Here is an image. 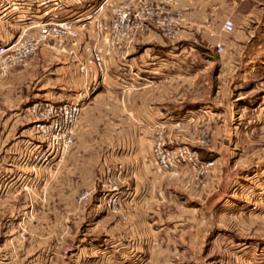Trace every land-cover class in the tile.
Wrapping results in <instances>:
<instances>
[{
  "label": "rangeland",
  "instance_id": "374dc122",
  "mask_svg": "<svg viewBox=\"0 0 264 264\" xmlns=\"http://www.w3.org/2000/svg\"><path fill=\"white\" fill-rule=\"evenodd\" d=\"M259 15L255 10L247 23L241 15L235 30L225 32L207 14L202 30L185 40L168 39L154 29L158 37L131 50L134 60L124 66L150 69L147 78L157 91L169 90L173 105L181 99L183 105L198 106L197 115L203 112L192 138L191 128L173 118L171 124L156 125L162 128L154 139L160 134L167 147L194 149L198 158L213 160L207 173L215 171V189L203 202L173 186L171 199L156 208L149 203L134 218L126 206L104 202L106 174L99 167L74 171L64 161L68 148L45 160V142L33 126L32 103L76 100L81 105L73 96L97 86V78L80 76L74 62L59 67L55 54L43 55L38 46L12 65L6 87L0 81V264H264V196L259 197L264 187V22H254ZM9 17L11 36L17 25L14 13ZM122 62L106 59L97 77L102 74L115 86L104 74ZM132 82H125L129 89L136 85ZM81 115L82 109L74 133ZM166 175L169 182L176 176Z\"/></svg>",
  "mask_w": 264,
  "mask_h": 264
},
{
  "label": "crops",
  "instance_id": "0c3cea01",
  "mask_svg": "<svg viewBox=\"0 0 264 264\" xmlns=\"http://www.w3.org/2000/svg\"><path fill=\"white\" fill-rule=\"evenodd\" d=\"M254 1L163 0L162 4L169 7L171 11L180 12L179 25L174 38L185 40L192 32L198 33L202 30L201 26L207 14H211L212 19L218 21L216 24L221 23L223 18L229 17L236 26L241 15L246 23L252 22L250 16L256 10L260 15L258 21L254 22H264V0L257 2L256 6L253 4ZM109 6L108 3L103 10L105 17L108 16ZM81 7L75 5L73 8L80 11ZM3 15L0 13V41L9 36V28L6 20L2 19ZM105 23L106 21H102L97 24L105 26ZM94 24L92 22L86 29L80 31L77 39L72 43L57 44L53 40H47L37 48V51L43 55L53 52L59 67H62V62H74L76 64L74 70L77 73L80 72V76L87 78L88 81L97 78V86L90 87L89 91L80 89L73 96L82 101V115L73 141L64 155V161H68L69 165L73 166V170L78 173H90L95 170V167H99L103 175H105L104 165L120 164L122 171L117 176L119 203L126 206L129 218L142 213L141 209L149 203L156 208L154 205L165 199H171L173 186L184 190L191 198L200 199L203 202L204 194L208 195L215 189V171L201 178L202 183H193L190 169L182 165L173 178V182H169L167 172L159 169L150 155L155 132L162 128H158L159 126L171 124L173 118H177L175 122L180 121L191 128V135H189L192 138V134L196 132L192 130V126L203 116V112L197 115L195 109L198 106L183 105L181 99L174 101L173 105L169 90L164 88L157 91L155 85L147 78L151 77L149 73H146L151 72L150 69L124 66L134 60L131 51L134 47L149 42V39L158 37V34L154 33V29L147 28L130 44L116 47L105 55L111 64L112 61L121 59L126 61L122 63L121 68L104 74L109 76V81L117 83L115 86H109L106 83L107 78L103 80L102 74L97 77L94 63L88 61L91 60L89 58L91 49L104 44L101 29ZM12 70L14 69L10 67L6 72L0 73V81L5 87L6 81L10 80L9 75L13 72ZM128 79L129 81L132 79V83L136 84L131 89L125 84ZM4 94L6 95V91ZM170 107L177 110L170 111L168 110ZM211 120L215 124V117H211ZM101 185H104L103 179H101Z\"/></svg>",
  "mask_w": 264,
  "mask_h": 264
},
{
  "label": "built area",
  "instance_id": "2783aa9c",
  "mask_svg": "<svg viewBox=\"0 0 264 264\" xmlns=\"http://www.w3.org/2000/svg\"><path fill=\"white\" fill-rule=\"evenodd\" d=\"M162 1L0 0V11L4 10L3 19H10L9 15L14 13L13 20L17 25L14 35L0 41V72L4 73L12 65L23 62L36 46L47 40H53L57 44L74 42L79 32L92 22L101 29L104 44L94 46L89 58L92 59L95 69L103 72L106 65L105 55L116 47L130 44L147 28L159 31L168 39L175 37L180 12L171 11ZM108 3V16L105 17L103 10ZM75 5L82 6L80 11L73 8ZM59 10L62 12H58ZM102 21H106L105 26L97 24ZM221 29L231 32L234 29L232 19L223 18ZM215 49L222 50L220 41H215ZM30 110L34 115L33 126L37 136L45 142L44 159L48 161L53 153L62 156L73 141L74 126L79 118L81 105L77 101L34 102L30 105ZM157 136L150 148L154 164L169 174H176L182 165H186L190 169L191 180L201 182L213 160L198 158L196 151L186 145L167 147L163 144L161 135ZM121 171V165L105 166L104 202L112 208L120 200L117 176ZM260 193L259 197L264 196V187L260 189Z\"/></svg>",
  "mask_w": 264,
  "mask_h": 264
}]
</instances>
